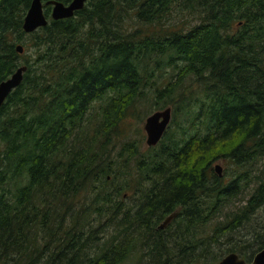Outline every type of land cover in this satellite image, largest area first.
Masks as SVG:
<instances>
[{"label":"trees","instance_id":"16d2710c","mask_svg":"<svg viewBox=\"0 0 264 264\" xmlns=\"http://www.w3.org/2000/svg\"><path fill=\"white\" fill-rule=\"evenodd\" d=\"M46 1L47 24L26 33L31 0H0V81L26 65L0 106V264H181L198 228L254 179L212 232L249 221L264 206L252 176L264 155V0H86L60 19ZM151 95L171 109L163 135L117 147L119 123ZM217 158L245 171L224 179ZM251 236L214 259L249 264L264 227Z\"/></svg>","mask_w":264,"mask_h":264},{"label":"rangeland","instance_id":"374dc122","mask_svg":"<svg viewBox=\"0 0 264 264\" xmlns=\"http://www.w3.org/2000/svg\"><path fill=\"white\" fill-rule=\"evenodd\" d=\"M174 21L175 19L173 17L168 21L167 24H171ZM165 75H168V74H165ZM165 75L162 78H160V80L163 79ZM152 96L153 95H151V98L150 97L147 98L148 100L139 99V101H136L134 105L129 108L128 113L121 120V122L119 123V126L117 127V130H118L117 132L119 133V138H118L119 143L117 144V147H119V144L122 141L126 140V138L127 139L139 138V139H142L141 150L146 149V146H147V144L145 143L146 134H145L143 125L148 115H150L152 112L156 110H159L155 108L153 109L154 106H153ZM114 150L118 151L116 147ZM109 158H113V159L115 158L112 150L109 153ZM113 162H114L113 164L114 168L117 167L118 169L123 170L122 167H123V164H125L124 161H119V159H116V160L114 159ZM216 164L220 166L221 176L224 179H228L230 177L235 176L237 173L245 171V166H236L235 164L231 163L229 160L225 158L215 159L212 162V166H215ZM129 165H130V162H129ZM129 170L131 171V168H129ZM253 174L254 175L259 174L262 180L264 181V155L260 156L257 159V161L254 163L252 176ZM125 179L122 177H117L113 182L114 184L118 185L122 182L124 183ZM242 182L240 183L241 187H240V191L237 194V196L230 200L223 201L219 209L211 215V220L205 226H200L198 228L196 232V236L198 239L197 250H196L197 254L189 258L182 257L179 260L181 264L190 263L192 260L193 261L191 262V264H218V262L226 255V254L223 255L221 258L217 260L214 259V258L219 257L220 250H222V252H225L226 248H228L235 242L242 244L248 240L249 242L255 243V240H253L254 237L251 236V233H253L254 231L256 233V231L260 230V227L261 228L264 227V206L257 208L256 211L252 215L249 214L250 216L249 221L248 220L242 221L241 225L236 227L234 231L230 233H225L223 236H221L222 235L221 233L218 234L216 232L214 233L212 232V229L214 228L215 225H217L219 222L220 223L224 222L227 216L237 211L239 208H241L246 203V200L248 199V197L254 191L255 187L258 184V182L254 179L251 182H248L247 184L245 182L243 183ZM131 198L132 196H128V198L124 200L125 204H130L132 202ZM171 219L172 218H170L169 222L162 225V228H159V229L164 230L163 226H165L166 224L169 225L168 223H170ZM162 222L163 220H161L157 224V227L160 226ZM167 225L165 226V228L167 227ZM169 233H164V235L169 234ZM215 239L219 242H217ZM254 245L253 247L255 248L256 246ZM204 249L206 251L205 252L206 258H202L201 256H203V254L199 253L201 252V250H204ZM136 257H138V255L134 254L129 259L124 261L122 264H137L138 262L135 261ZM196 257H200L199 260H196Z\"/></svg>","mask_w":264,"mask_h":264},{"label":"water","instance_id":"95a60500","mask_svg":"<svg viewBox=\"0 0 264 264\" xmlns=\"http://www.w3.org/2000/svg\"><path fill=\"white\" fill-rule=\"evenodd\" d=\"M85 1L86 0H71L69 3L64 4L60 1L48 0L45 3L52 6L50 11L51 18L60 19L72 16L75 11L80 10L84 6ZM47 22L48 19L43 12L42 0H31L30 6L23 17L22 29L26 33H29L39 27L45 26ZM16 50L22 53V45L17 44ZM25 70L26 65L22 64L18 66L10 76L0 81V106L8 94L21 83ZM170 119V107L156 110L146 117L143 128L146 134L145 143L148 146L155 145L159 141ZM214 170L221 176L220 166L218 164L214 166ZM171 217L172 215L167 216L163 223L160 224V227L169 221ZM218 264H246V262L242 258H239L236 253L231 252L226 254ZM249 264H264V245L253 255Z\"/></svg>","mask_w":264,"mask_h":264},{"label":"flooded vegetation","instance_id":"af4514ba","mask_svg":"<svg viewBox=\"0 0 264 264\" xmlns=\"http://www.w3.org/2000/svg\"><path fill=\"white\" fill-rule=\"evenodd\" d=\"M163 221H164V220H163ZM167 222H169V221H167ZM167 222H166V223H167ZM162 223H163V222H162ZM168 224H169V223H168ZM163 225H164V224H163ZM166 225H167V224H166ZM166 225H165V226H166ZM165 226H163V229L165 228ZM159 228H162V226H161V227H160V226L157 227V229H159ZM237 255H238V254H237ZM238 256H239V255H238ZM239 258H241V257H239ZM242 259L245 261L244 258H242Z\"/></svg>","mask_w":264,"mask_h":264}]
</instances>
